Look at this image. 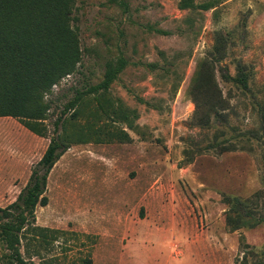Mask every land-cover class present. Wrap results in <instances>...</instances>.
<instances>
[{
  "label": "rangeland",
  "instance_id": "374dc122",
  "mask_svg": "<svg viewBox=\"0 0 264 264\" xmlns=\"http://www.w3.org/2000/svg\"><path fill=\"white\" fill-rule=\"evenodd\" d=\"M180 3L76 0L82 62L47 96V136L19 119L17 140L13 128H3L11 136L0 135V206L27 184L53 121L76 90L100 83L108 61L123 55L128 64L106 94L117 114L97 111L86 97L82 114L67 125L72 143L49 175V203L36 209L37 225L49 231L46 239L26 234L25 258L37 264H260L251 255L245 262L243 250L264 245V223L231 230L224 196L246 199L262 187V152H217L214 127L202 125L190 86L223 33L228 43L216 79L223 96L231 95L229 119L238 131L258 126L252 101L223 81L220 68L235 75L238 62L248 65L253 92L264 97V0H222L208 10ZM123 131L129 139L121 141L116 134Z\"/></svg>",
  "mask_w": 264,
  "mask_h": 264
},
{
  "label": "trees",
  "instance_id": "16d2710c",
  "mask_svg": "<svg viewBox=\"0 0 264 264\" xmlns=\"http://www.w3.org/2000/svg\"><path fill=\"white\" fill-rule=\"evenodd\" d=\"M221 1L196 5L194 0H181L180 4L183 8L208 10ZM75 4L76 0H0V117L19 119L40 136L48 134L43 124L51 108L47 96L64 77L76 72L82 62L81 40L73 24ZM217 34L216 44L199 64L190 86L196 113L202 109V125L214 127L216 134L211 145L217 152L259 150L264 159V97L253 92L248 65L238 62L235 75L229 73L228 66L220 68L223 81L232 83L239 95L252 101L258 117L257 127L238 131L229 119L231 95L223 96L216 79V65L226 56L228 43L223 33ZM127 64L123 55L117 61H108L103 80L77 89L74 98L53 121V135L27 184L13 202L0 206L1 264H37L24 257L21 247L29 233L32 238L46 239L49 229L37 225L36 209L49 203V175L72 143L64 134L67 125L82 114L86 97H93L97 111L117 114L106 94ZM206 97L209 102L204 104ZM116 135L121 141L129 139L124 131ZM261 181L262 187L249 198L224 196L228 205L226 222L231 230L264 223V208H257L260 201L264 203V172ZM243 253L245 262L251 255L264 264V245H247Z\"/></svg>",
  "mask_w": 264,
  "mask_h": 264
},
{
  "label": "crops",
  "instance_id": "0c3cea01",
  "mask_svg": "<svg viewBox=\"0 0 264 264\" xmlns=\"http://www.w3.org/2000/svg\"><path fill=\"white\" fill-rule=\"evenodd\" d=\"M7 126V127H6ZM2 127V129H0V135L2 136H7L8 132H6L7 130H4L3 131V128L6 127V128H13L14 130V138L13 140H17V137H16V132L18 131V120L14 117H10V116H3V117H0V128ZM10 135V134H8ZM11 136V135H10ZM15 143H18V142H15ZM14 157H16L15 159H18V151L16 150V152L14 153ZM12 170V169H11ZM14 171V170H13ZM5 173H8L10 175H13L15 174V172H12V171H9V170H5Z\"/></svg>",
  "mask_w": 264,
  "mask_h": 264
}]
</instances>
